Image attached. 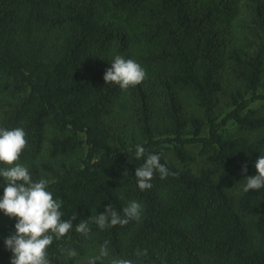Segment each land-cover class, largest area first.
Returning a JSON list of instances; mask_svg holds the SVG:
<instances>
[{
	"label": "trees",
	"instance_id": "trees-1",
	"mask_svg": "<svg viewBox=\"0 0 264 264\" xmlns=\"http://www.w3.org/2000/svg\"><path fill=\"white\" fill-rule=\"evenodd\" d=\"M118 55L144 69L142 83H105ZM259 100L264 0H0V128L24 129L18 163L49 181L62 219L76 217L49 246L51 264H87L106 242L103 264H264V188L242 190L264 155ZM148 154L169 175L142 191L135 171ZM4 187L0 178V198ZM132 201L138 221L75 232L109 205L123 218ZM16 222L0 212V264H10L4 240Z\"/></svg>",
	"mask_w": 264,
	"mask_h": 264
},
{
	"label": "clouds",
	"instance_id": "clouds-1",
	"mask_svg": "<svg viewBox=\"0 0 264 264\" xmlns=\"http://www.w3.org/2000/svg\"><path fill=\"white\" fill-rule=\"evenodd\" d=\"M146 73L134 60L116 56L103 77L106 84L118 85L121 90H128L142 83ZM26 132L17 127L11 130L0 128V178L6 183L3 197L0 198V212L10 218H16L15 232L4 240L6 249L11 252L10 264H51L48 258L49 246L61 240L73 230L70 219H62L61 203L53 199V195L47 190L49 181L40 179L33 181L29 169L18 160L25 149ZM137 160L145 157L143 146L137 145L135 149ZM258 175L249 176L242 190L248 193L250 190L264 188V155H260L255 163ZM242 174L246 173V166L242 168ZM158 172L161 179H165L169 173L165 165L160 163V156L148 154L143 165L137 167L135 179L140 190L152 188L151 181ZM123 218L110 205L104 213L91 216L87 221L81 220L75 227V232L87 237L90 234V225L95 224L99 229L124 226L130 221L140 219L142 206L132 201L122 209ZM68 260H74L79 254L74 248L61 249ZM139 250L136 257L146 255ZM109 256L107 242L100 247L99 254L91 256L87 264H103L104 258ZM110 264H136V261L126 258H113Z\"/></svg>",
	"mask_w": 264,
	"mask_h": 264
},
{
	"label": "rangeland",
	"instance_id": "rangeland-1",
	"mask_svg": "<svg viewBox=\"0 0 264 264\" xmlns=\"http://www.w3.org/2000/svg\"><path fill=\"white\" fill-rule=\"evenodd\" d=\"M229 93H226L225 95L222 96L221 98V103L218 109V114L221 116V119H223L226 115L227 112H229L230 106V99H229ZM254 107H256L257 109H259L261 111L262 114H264V100H259L258 102H256L254 104ZM227 133L228 134H236L238 133V128L232 123L229 122L226 126H225ZM263 132H258L257 134H254L253 137H256L257 135H261ZM190 150L193 151V154L196 157V160L190 165L195 169H198L201 165H203L204 163V159L201 158L198 154V150L196 147H190ZM168 157H170L173 161L177 162V159L173 157L172 153H168Z\"/></svg>",
	"mask_w": 264,
	"mask_h": 264
}]
</instances>
